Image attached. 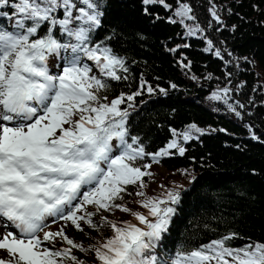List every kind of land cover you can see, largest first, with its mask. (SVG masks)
Returning a JSON list of instances; mask_svg holds the SVG:
<instances>
[{"label": "snow or ice", "instance_id": "6c2138e0", "mask_svg": "<svg viewBox=\"0 0 264 264\" xmlns=\"http://www.w3.org/2000/svg\"><path fill=\"white\" fill-rule=\"evenodd\" d=\"M142 3L172 11L168 22L182 26L188 37L206 31L185 0H175L174 9L166 0ZM107 6L108 0H0V250L9 257L0 264H85L73 249L94 252L99 264H264V242L236 232L192 248L181 244L174 253H165L163 241L182 199L175 188L142 200L147 214L118 203L131 194L128 186L137 188V196H146L144 177L152 175L146 171L151 163L141 161L150 157L159 163L171 150L183 156L186 149L179 138L186 143L196 138L192 132L204 133L195 124L182 133L171 129L173 138L156 153L146 152L141 139L131 135V113L121 105L127 101L133 108L147 82L141 78L140 90L108 101L109 81L128 80L129 67L108 43L113 36L96 39ZM215 8H209L211 17L222 24ZM144 11L149 14L147 7ZM199 38L206 42L204 51L215 57L232 55L207 36ZM50 58L62 61L58 73L52 72ZM146 91L154 93L150 85ZM231 91L224 87L210 99L223 101L240 117L228 103ZM114 209L131 214L138 224L123 221L118 226L103 216L104 225L93 222L94 215ZM49 218L70 222L79 232L84 231L82 223L94 231L106 225L113 235L85 249L63 229L44 231ZM57 238L68 247L55 248ZM238 239L247 242L233 246Z\"/></svg>", "mask_w": 264, "mask_h": 264}, {"label": "trees", "instance_id": "16d2710c", "mask_svg": "<svg viewBox=\"0 0 264 264\" xmlns=\"http://www.w3.org/2000/svg\"><path fill=\"white\" fill-rule=\"evenodd\" d=\"M166 2L173 9L176 7L175 0ZM185 2L193 7L197 22L206 30L195 37L186 36L179 24L169 23L172 11L161 5L145 6L142 0H108L103 28L98 30L96 39L113 36L108 43L126 58L129 67L128 80L109 81L108 101L140 90L141 78L147 82L142 94L135 97L134 107L128 108L125 101L121 109L131 113V135L141 139L148 153L166 146L173 138L171 129L182 133L195 124L204 133L192 132L196 138L186 143L179 138L186 149L183 156L171 150L172 154L159 163H153L150 157L140 162L157 164L166 174L154 180L144 177L143 191L148 192L145 198L160 196L165 189L175 188L181 193L177 214L163 241L165 253H174L181 244L188 248L206 244L228 232L264 242V0ZM213 4L222 24H216L211 17L209 8ZM145 7L149 14H145ZM201 36H207L216 47L227 49L232 55L224 52L221 60L204 51L207 45ZM185 43L189 47H183ZM177 46L180 47L175 53L170 51ZM225 61L231 63L226 65ZM189 62L190 67L181 66ZM60 63L50 58L53 73L58 72ZM227 72L232 73L231 77ZM148 85L153 87V94L147 93ZM224 87L232 90L228 103L241 113L240 117L223 101L210 99ZM241 103L245 105L243 109L239 107ZM253 135L258 139H253ZM180 185L183 188L176 187ZM128 189L131 194H125L118 203L133 212L147 214L136 202L137 188ZM106 214L107 220L118 226L123 221L138 224L131 214L119 209ZM93 222L104 225L101 218ZM82 227L84 239L77 242L85 249L113 235L106 225L99 231L86 224ZM245 242L246 239H238L233 246ZM73 255L85 264H99L92 251L86 254L73 249Z\"/></svg>", "mask_w": 264, "mask_h": 264}, {"label": "rangeland", "instance_id": "374dc122", "mask_svg": "<svg viewBox=\"0 0 264 264\" xmlns=\"http://www.w3.org/2000/svg\"><path fill=\"white\" fill-rule=\"evenodd\" d=\"M85 62L88 63L90 66H92V62H90V61H85ZM57 71L58 72L60 71L59 67L57 68ZM93 71H94L95 74H99L95 70L94 66H93ZM58 72H56V73H58ZM66 127H67V125H66ZM146 171H149L152 174L151 176H146L147 178H151L150 180H154L158 176L166 175L165 174V170H163V168H161L157 164L151 165V168L150 169H147ZM144 192L148 193L147 191H144ZM144 199H145V196H143V197L142 196H137V198H136L137 204L140 205V202L142 200H144ZM88 210L89 211H94V209L91 206H88ZM106 213L107 212H102V213L96 214V215H94L92 217V220L93 221H97V220H99L101 218V216H103V217H105L107 219V214ZM49 225L50 226L48 228H45L44 231L58 232L61 229H63L64 230V233L66 235L70 236L75 241H78V240L82 241L84 239V233L77 231L75 229V227L70 224V222L66 223L63 220H59V221H56V222H52V218H49ZM39 235L41 236V238L43 237V233L42 232ZM47 246L48 247H52V245H47ZM55 248H63L62 242L60 241V238H57V241L55 243ZM8 258H9L8 257V254L5 251L0 250V259L7 260Z\"/></svg>", "mask_w": 264, "mask_h": 264}]
</instances>
